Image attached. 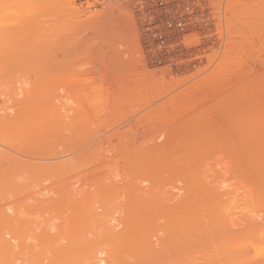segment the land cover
<instances>
[{
    "label": "rangeland",
    "instance_id": "1",
    "mask_svg": "<svg viewBox=\"0 0 264 264\" xmlns=\"http://www.w3.org/2000/svg\"><path fill=\"white\" fill-rule=\"evenodd\" d=\"M2 1L0 0V5L5 1L6 6H0V20L3 21H0V38L3 39V41L0 39L2 42H0L2 45L0 117L5 119L9 117L7 114L10 116L16 114L17 110H21L20 103H23V109L27 108L24 109L25 111L29 109V112H33L30 114L34 115L28 116L31 117L30 119L42 113L40 116L37 115L36 120H30L23 114L25 112L22 109L19 112L24 115L22 121L15 128L11 126L13 129L9 127L7 129L10 125L4 123L3 126H6L3 128L0 123L1 128L4 129L2 131H7L8 134L4 132L7 136L5 138L0 130L4 135L0 134V151L4 155L9 154L8 156L20 158L24 162L37 163L39 167L31 169L27 168V165V167L11 165L12 160L1 165L5 169L6 164L9 163L7 167L12 170L9 168L8 170L7 167L6 172L0 170L2 173L0 226L5 225L3 229L0 227L2 231L0 235L1 233L4 237L8 235V240L11 239L10 237L18 236L16 242L19 239L22 241L23 238L26 246L23 244L22 250L18 247L19 252L17 248L15 249L18 257L24 259L23 263L38 264L41 261L35 258L37 262H34L30 257L31 250L33 256L36 254L38 256L39 243L55 237L70 238L72 232L78 229L75 227L77 224L80 226L79 230L83 228L84 231H86L85 227L92 226L90 235L89 228L87 234L85 232L81 234H85V237L87 235L90 238L93 235L96 237L99 231L97 229L105 224L112 225L113 217L117 218L121 215L120 218H124L126 209L137 206L133 201L140 198L143 201L141 203L139 199L141 204H147L144 199L148 197L152 203V197L155 195L153 200L157 199V201L162 196L163 209L164 206H168V209L174 206L172 209H175L174 201H177L176 209L187 208L186 210L191 209L198 213L199 219L201 218L200 229L196 230V238H192L195 240V245L191 240L193 249L199 245L201 247L202 243L206 245L209 240L201 233L204 226L207 225L212 229L211 226H217L219 220L223 218L226 223L218 228L221 231H215L214 234L213 231L207 230L208 237L218 235L222 239L234 242L236 249L240 250H236L237 253L240 252L236 254L237 258L244 255L245 259L241 258L245 264H264V0H32L33 6L29 4L31 2H26L29 5L27 9L41 12L40 15L39 12L35 13L37 18L46 17L48 20V17L52 16L54 18L50 20H54L57 15V20H54L55 26H52L56 29L51 33L52 35L62 29V32L52 36L51 40L45 38L48 39L47 43L43 42L45 47L42 44L44 51L42 53L44 58L46 56V60L48 57L52 60L51 55L57 58L52 60L56 61V64L50 62V59L46 61H49L46 65L41 63L45 66L39 63L40 57L37 59L40 61L36 62L33 53L22 51V54L20 51L14 54L13 46L18 40L22 39L24 43L26 36L28 40L29 35L33 38L36 36L35 31L38 32L35 24H31L36 28L35 30L30 25L21 24L23 26L21 29L20 24L17 25L19 19L23 17L20 16L22 14L19 13L20 10L27 11L26 0ZM21 1L23 6H20ZM52 8H55V11ZM60 8L62 12L71 8H78V11L74 9L72 12L71 9L67 12L69 13L67 17L70 18L68 22L66 16L61 19L63 15ZM81 9L87 13L82 16L85 20L79 17ZM43 12L46 13L45 16ZM49 12H54V15ZM72 13L74 18L71 17ZM41 15L42 17H39ZM65 18L67 23L59 25L58 29L57 24L64 22ZM77 18L82 19L83 24L81 21L78 22ZM179 19L185 22L184 32H165L168 29V21ZM72 22L74 24H69ZM64 27H67L66 30ZM19 33L22 35L20 36ZM11 35L12 37L15 35L14 38H10ZM64 36L66 37L63 38ZM8 37L12 39L13 44ZM68 41L69 43H66ZM9 42L11 47L9 46L10 49L7 51ZM61 42L62 45H59L58 43ZM71 43L73 45L69 48ZM62 50L65 52H61ZM72 52L75 56L71 60ZM57 53L61 54L58 56ZM66 54L68 59L67 56L65 57ZM60 55L71 62L66 61L68 64L65 63L64 67V59L62 56L60 58ZM33 60L36 62L35 65ZM7 62L10 66L6 64ZM47 65L49 67L52 65L54 69L58 67L57 72L56 70L53 72L51 67L50 70L54 73L52 75ZM8 67L10 73L15 67L14 72H16L12 70L11 73L13 77L8 74ZM63 67L69 71L68 75L63 74L66 73ZM27 68L31 70H25ZM36 68H39L38 73H41L38 79L32 76ZM59 68L64 69L62 70L64 72L62 73ZM41 69L44 71L41 72ZM28 71H32L33 74L30 72V75ZM49 71L51 75L48 74ZM77 73L80 76L75 75ZM28 75L32 76V79L28 78ZM56 75L57 79H55ZM5 79L10 83L5 82ZM37 80H44V85L48 82L45 91L42 81L40 83ZM30 81L35 82L32 83L34 88L29 85ZM23 88L28 94L24 93ZM36 90L40 92L37 91V95L33 93ZM23 95H27V99ZM37 101L39 103L43 101L41 105L42 108L44 106L43 109L52 110L48 112L51 117L49 114H44L47 111L43 109L44 112L41 111ZM25 102L27 106L29 103L37 102L38 105L37 103L36 106L31 105V108L36 107L35 111H31L30 105L28 108ZM21 114L17 117L20 118ZM42 116L47 118V122ZM35 121L36 124L40 122L39 126V123L36 125L37 129L41 126L38 130L33 125ZM20 124L22 129L19 127ZM30 124L36 130L29 131L32 136L27 131L29 127L31 128ZM24 125L28 128L26 129ZM24 131L28 136L30 134L32 141ZM12 138L18 142L14 143L16 141L13 142ZM25 142L32 146L24 147ZM52 143L53 150L50 147ZM34 145L38 148L37 153ZM48 152L52 155L53 152H59L61 155L58 153L57 156L54 155L57 158L52 159L49 158ZM62 152H67L63 153L65 157ZM45 154L49 156L46 158ZM72 157H75L77 164L70 160L72 164L68 165V162H65L68 166L64 169L66 166L61 163L62 159L69 161L68 159ZM54 163H57L58 169H55V166L53 168ZM58 163L64 166L62 168L60 165L62 171ZM22 168L25 169L23 173ZM54 169L63 173L57 171L56 174ZM144 190L147 193L143 192ZM136 193L142 195V198L137 196L136 200H129L131 199L129 194L133 199ZM126 194L129 196L128 203L124 196L122 197ZM128 196L126 195V198ZM159 196L160 198H156ZM168 197H171L168 201L170 206L165 204L167 203L165 199ZM178 199L185 202L187 199V202L182 200L178 202ZM150 202L148 208H151V211L154 204L161 207V202H154L153 206ZM141 206L139 204V208ZM159 206L154 207L158 212ZM82 208L87 209L86 212ZM115 209L120 212H116ZM163 209H160L158 214H162ZM154 212L157 215V210L154 209ZM81 213L91 216L86 215V219L83 215L82 218ZM9 215H15L16 218L15 216L13 218L16 220H11L13 218ZM155 215L152 212L153 220H148L153 224H160L162 220L157 221L158 217ZM79 218L82 219V223H77ZM70 222L71 224L73 222L74 226ZM12 223L16 225L12 227ZM65 227L70 229L67 231L69 236L66 234L68 237L65 235ZM93 227L97 229L94 230ZM10 230L14 234L8 232ZM15 232L19 233L15 234ZM154 239L157 240V237H153ZM12 240L15 244V240ZM28 247L31 249L29 252ZM204 247L202 245L201 248L204 252L195 256L199 257L205 253L203 256L207 257ZM44 263L41 261L39 264Z\"/></svg>",
    "mask_w": 264,
    "mask_h": 264
},
{
    "label": "bare ground",
    "instance_id": "2",
    "mask_svg": "<svg viewBox=\"0 0 264 264\" xmlns=\"http://www.w3.org/2000/svg\"><path fill=\"white\" fill-rule=\"evenodd\" d=\"M2 1V0H1ZM4 1V0H3ZM2 1V2H3ZM6 1H8L9 2V0H6ZM11 1H13V0H11ZM20 1V0H19ZM19 1H17V2H19ZM24 1V0H23ZM53 1V0H52ZM56 1V0H55ZM14 2V1H13ZM26 2H31V3H29L30 5H32V0H30V1H25V3ZM49 2V1H48ZM5 3V1L3 2V4L2 5H0V6H3V5H5L4 4ZM21 3H22V1H21ZM41 3H43V2H41ZM0 4H1V2H0ZM8 4V3H7ZM44 4V3H43ZM50 4V3H49ZM18 5H20V4H18ZM26 5H27V3H26ZM51 5V4H50ZM53 5V4H52ZM82 5V4H81ZM6 6V5H5ZM20 6H23V3H22V5H20ZM25 6V5H24ZM33 6V5H32ZM42 6V5H41ZM46 6V5H45ZM27 7L29 8V5H27L26 6V9H27ZM50 7V6H49ZM52 7H54V6H52ZM69 7V6H68ZM73 7V6H72ZM8 8V7H7ZM10 8V7H9ZM64 8V7H63ZM25 9V8H24ZM43 9H45V7L43 6ZM53 9V8H52ZM55 9V8H54ZM53 9V11H55ZM61 9V14L63 15L62 17L63 18H61V19H64V17L66 16H68L69 15V13H67L68 11H70V10H66L65 9V11H63L62 12V8H60ZM74 9H76V8H74ZM74 9H72V12H73V10ZM5 10V9H4ZM7 10V9H6ZM19 10V9H18ZM29 10V11H28ZM32 10L33 9H31V11H30V9H27V11H25V10H23V11H21L20 10V12L19 13H21L22 12V14L20 15V16H23L22 18H20L19 20L22 22V23H20V21L19 20H17V21H19V22H17V25H19L20 24V26H21V24L23 25H30V26H32L33 27V25H31V24H35L36 25V28H37V30H38V32H36L35 31V34H36V36H34L33 38H31V36L29 35L28 37V40H27V36H26V42H24L23 43V41H22V39L21 40H18L17 42L16 41H14V42H16V44H14V46H13V49H14V54H15V52H17L16 54H18L20 51L22 52H24V53H26V51L27 52H30V53H33L34 54V56H33V58H36V60L40 57V60H41V62H39L38 60L36 61V62H39L40 64L41 63H45V65L49 62H46L47 60H49L50 58L48 57V59L46 60V56H45V58L43 57L44 56V53H42V51H43V45H44V47H45V44L44 43H47L46 42V40L48 41V39H45V38H49V40H51L50 38L52 37V36H55V35H59L60 34V32H62V29H60L61 31L60 32H55L54 33V35H52L51 33H53V30H55L56 28H53L54 26H55V22L56 21H54L55 19L57 20V15H56V17H55V19L54 20H50L51 18H54V17H52L51 16V18H49L48 17V20H47V18L45 17V18H43L42 17V15L41 16H39V17H42V18H37V15L36 14H38L37 12H39V11H36L35 12V10H33V12H32ZM47 10V9H46ZM50 10V9H49ZM76 11H78V8L76 9ZM76 11H74V14L76 13ZM18 13V14H19ZM36 13V14H35ZM40 13L41 12H39V15H40ZM44 13V12H43ZM51 12H49V14H50ZM57 13V12H56ZM63 13H65V14H67V15H65V14H63ZM78 13V12H77ZM26 14V15H25ZM49 14L47 15V16H49ZM54 15V12L53 13H51V15ZM71 14V13H70ZM85 14H87L83 9H81L80 11H79V17H82V16H85ZM46 15V13H44V16ZM74 15H73V13H72V16L71 17H73ZM19 17V16H18ZM75 17V16H74ZM73 17V18H74ZM77 17V16H76ZM68 18V19H67ZM67 18H65V20L67 19L68 20V22H69V17H67ZM72 18V19H73ZM83 18V17H82ZM86 18V17H85ZM71 19V20H72ZM78 19V22L79 21H83L82 19L80 20V18H77ZM84 19V18H83ZM47 20V21H46ZM65 20H64V22H59L58 24H57V26H58V29L60 28L59 27V25L61 26V24L63 25V23H67V20H66V22H65ZM85 20V19H84ZM0 21H2V20H0ZM61 21H63V20H61ZM74 23H75V21L74 20H72ZM3 22V21H2ZM47 22H49L50 23V25H49V23H47ZM69 23V24H74V23ZM84 22V21H83ZM83 22H82V24H83ZM47 23V25H49V26H47V25H45ZM51 23H53V24H51ZM5 25V24H4ZM34 25V26H35ZM65 25V24H64ZM68 25V24H67ZM76 25H77V23H76ZM85 25V24H84ZM47 26V27H46ZM53 26V27H52ZM56 26V27H57ZM68 26H71V25H68ZM17 28V30H18V26H16ZM23 26H21V27H19L20 29L22 28ZM25 27V26H24ZM72 27V26H71ZM75 27V26H74ZM83 27V26H82ZM35 27H33V29H34ZM35 28V29H36ZM40 28V29H39ZM63 28V27H62ZM65 28H67V27H64V30H66ZM68 28H70V27H68ZM2 29V28H1ZM23 29H26V28H23ZM34 29V30H35ZM79 29H81V26L79 25ZM63 30V31H64ZM75 30H77L78 31V29H75ZM74 30V31H75ZM16 31V30H15ZM14 31V32H15ZM29 31H31V30H29ZM66 32V31H65ZM73 32V31H72ZM81 32V31H80ZM70 33V32H69ZM18 34V33H17ZM34 34V33H33ZM63 34V33H62ZM61 34V35H62ZM72 34V33H71ZM75 34V33H74ZM80 34V33H79ZM19 35L21 36L22 35V33L20 34L19 33ZM28 35V34H27ZM49 35V36H48ZM51 35V36H50ZM10 36V35H9ZM14 36L15 35H13V37H12V35H11V37L10 38H14ZM25 36V35H24ZM33 36V35H32ZM63 36V35H62ZM61 36V37H62ZM81 36V35H80ZM18 37V36H17ZM60 37V38H61ZM66 36H64L63 38H65ZM75 36H73V38H74ZM9 38V37H8ZM10 38H9V40H10ZM57 38V37H56ZM56 38H54V40H56ZM59 38V37H58ZM57 38V39H58ZM70 38H72V37H70ZM77 38H78V35H77ZM1 39V38H0ZM80 39V38H79ZM12 40V39H11ZM10 40V42L12 43V41ZM24 40V39H23ZM1 41H3V39H1ZM0 41V42H1ZM28 41V42H27ZM78 41V40H77ZM7 42V41H6ZM10 42L8 43L9 45H8V47H7V51L10 49ZM44 42V43H43ZM71 42V41H70ZM2 43V42H1ZM62 43L63 42H61V43H58L59 45L61 44L62 45ZM66 43H69V41L68 42H66ZM77 43V42H76ZM6 44V43H5ZM13 44V43H12ZM43 44V45H42ZM50 44H51V41H50ZM49 44V45H50ZM54 44V43H53ZM79 44V43H78ZM1 45V44H0ZM69 45V44H68ZM71 45H73V43H71L70 44V46H69V48L71 47ZM10 46V47H9ZM47 46V45H46ZM56 46V45H55ZM58 46V45H57ZM78 46V45H77ZM2 47V45L0 46V48ZM49 47H51V46H49ZM75 47V46H74ZM80 47H81V45H80ZM5 48V47H4ZM45 49V48H44ZM56 49H58V48H56ZM74 49V48H73ZM47 50V49H46ZM59 50V49H58ZM75 50H76V47H75ZM6 51V52H7ZM49 51V50H48ZM66 51H67V49H66ZM73 51V50H72ZM77 51V50H76ZM3 52H5V51H3ZM2 52V53H3ZM10 52V51H9ZM8 52V53H9ZM23 52H22V54H23ZM44 52V51H43ZM51 52V51H50ZM49 52V53H50ZM54 52V51H53ZM52 52V53H53ZM61 52H65V50H62ZM13 53V52H12ZM48 53V54H49ZM51 53V54H52ZM5 54V53H4ZM47 54V55H48ZM58 54V56H59V54H61V53H57ZM73 54V52L71 53V55ZM25 55H27V54H25ZM31 55V54H30ZM41 55V56H40ZM50 55V54H49ZM48 55V56H49ZM54 55H55V52H54ZM63 56H64V53L62 54ZM62 55H60V58H61V56ZM77 55V54H76ZM2 56H4V55H2ZM6 56V55H5ZM12 56V55H11ZM14 56V55H13ZM21 55H19V57H20ZM63 56H62V58H63ZM67 56V54L65 55V57ZM68 56H70L69 55V53H68ZM68 56L66 57L67 59H68ZM73 56H75V55H72V56H70V58H71V60H72V58H73ZM15 57V56H14ZM18 57V58H19ZM30 57V56H29ZM41 57H43V59L41 58ZM50 57H53V59L52 60H54V59H57L56 57L54 58V56L53 55H51ZM64 57V58H65ZM9 58H10V56H9ZM25 58H27V56H25ZM63 58V59H64ZM13 59V58H12ZM15 59V58H14ZM22 59H24V56H22ZM44 59H45V62H43L44 61ZM15 60H17V59H15ZM28 60H29V58H28ZM51 59H50V62L52 61ZM71 60H66V59H64V63H63V61L61 62V63H63L64 64V67H65V63H67L66 61H68V62H71ZM26 61V60H25ZM24 61V62H25ZM32 61V60H31ZM27 62V61H26ZM33 62H34V65H35V60H33ZM52 62H54V61H52ZM56 62V61H55ZM54 62V63H55ZM58 62H59V59H58ZM15 63V62H14ZM6 64H8L9 65V62H7ZM18 64H19V62H18ZM22 64V63H21ZM27 64V63H26ZM30 64H32V62L30 63ZM49 64H52V63H49ZM56 64V63H55ZM54 64V65H55ZM62 64V65H63ZM68 64V63H67ZM16 65V64H15ZM20 65V64H19ZM41 65H44V64H41ZM44 65V66H45ZM58 65V64H57ZM10 66V65H9ZM21 66V65H20ZM23 66V65H22ZM33 65H31V67H32ZM37 66H38V64H37ZM48 66V65H47ZM61 66V65H60ZM6 67V66H5ZM39 67V66H38ZM51 67H52V65H51ZM51 67H49L48 66V68H49V70H50V68ZM56 67V66H55ZM58 67H59V65H58ZM58 67H56V69H54L53 67V69H51L53 72H54V70H56V72H57V68ZM63 67V68H64ZM2 68V67H1ZM7 68V67H6ZM6 68H5V70H6ZM9 68V67H8ZM17 68V67H16ZM22 68V67H21ZM26 68V67H25ZM40 68V67H39ZM39 68H36L37 70L34 72L33 71V73H32V71H30L31 72V74H33L32 76L33 77H35L36 79H38V76H40V74L41 73H38L39 71H38V69ZM41 68H43V67H41ZM62 68V67H61ZM144 68V67H143ZM14 69H15V67L12 69L13 70V72H14ZM30 68H27V69H25V70H29ZM47 69V68H46ZM60 69V68H59ZM64 69H66V68H64ZM64 69H62V70H64ZM12 70H11V73H12ZM21 70V69H20ZM22 70H23V68H22ZM31 70V69H30ZM33 70V69H32ZM50 70V71H51ZM61 70V69H60ZM61 70V72L63 73L64 71H62ZM10 68H9V70H7V72H8V74H10V76L12 75L10 72ZM42 71H44V69L42 70L41 69V72ZM50 71H49V75H51L52 73H50ZM72 71V70H71ZM16 72V71H15ZM14 72V73H15ZM20 72V71H19ZM18 72V73H19ZM24 72V71H23ZM29 72V71H28ZM27 72V73H28ZM30 72H29V74H30ZM38 74H37V73ZM48 72V71H47ZM67 72H69V71H67V69H66V73H63L64 75L66 74V75H68V73ZM92 71H90V73H91ZM26 73V74H27ZM45 73H46V71H45ZM74 73V72H73ZM72 73V74H73ZM261 73V72H260ZM2 74V73H1ZM20 74V73H19ZM30 74V75H31ZM43 74V73H42ZM57 74V73H56ZM63 74H62V76H63ZM79 73H77V74H75V75H78ZM89 74V73H88ZM5 75H7L6 74V72H5ZM4 75V76H5ZM20 75H22V74H20ZM30 75H28L29 77L28 78H31L32 79V76L30 77ZM52 75H54V73L52 74ZM70 75V74H69ZM46 76H48V75H46ZM73 76V75H72ZM78 76H80V74L78 75ZM3 77V76H2ZM1 77V78H2ZM6 77V76H5ZM4 77V78H5ZM12 77H13V75H12ZM14 77H15V75H14ZM22 77V76H21ZM41 77H42V75H41ZM41 77H40V79H41ZM52 77V76H51ZM64 77V76H63ZM6 78H8V77H6ZM19 78V77H18ZM24 78V77H23ZM26 78V77H25ZM45 77H43V79H44ZM48 78H50V76L48 77ZM54 78H55V76H54ZM75 78V77H74ZM36 79H34L35 81H36ZM55 79H57V75H56V78ZM54 79V80H55ZM61 79H62V77H61ZM12 80V79H11ZM23 80H25V79H23ZM2 81V80H1ZM9 81V80H8ZM28 81H29V79H28ZM37 81H40V80H37ZM42 81V80H41ZM41 81H40V83H41ZM49 82H51L50 80H48ZM5 82H7L6 81V79H5ZM20 82H22L21 80H20ZM19 82V83H20ZM34 82V81H33ZM32 82V83H33ZM44 82V80L42 81V83ZM4 83V82H3ZM7 83H10V82H7ZM23 83V82H22ZM30 83H31V81H30ZM32 83L31 84H29V85H31L32 86ZM35 83V82H34ZM40 83H39V85H40ZM45 83H46V81H45ZM48 83V82H47ZM46 83V84H47ZM16 84V83H15ZM27 84V83H26ZM38 84V83H37ZM36 84V86L35 87H37L38 85ZM45 84V85H46ZM2 85V84H1ZM4 85H7V84H4ZM11 85V84H10ZM44 85V83H43V88H45V89H43L44 91L46 90V86ZM24 86V85H23ZM42 85H40V87H41ZM33 87V86H32ZM10 88H11V86H10ZM34 88V87H33ZM17 89V88H16ZM24 89V91H25V88H23ZM22 89V90H23ZM27 89H29V88H27ZM36 89H38V88H36ZM34 89H32V91H33ZM43 90L41 89L40 91H42V93H43ZM18 91V90H17ZM37 91L38 90H36V92H33V93H37ZM22 92V91H21ZM27 91H25L24 93L25 94H28V93H26ZM39 92V91H38ZM47 92V91H46ZM45 92V93H46ZM13 93V92H12ZM16 93V92H15ZM18 93V92H17ZM40 93V92H39ZM45 93H44V95H45ZM48 93V92H47ZM35 94H34V96H35ZM37 95V94H36ZM23 96H25V95H23ZM29 96V95H28ZM41 96V95H40ZM45 96H47V94L45 95ZM26 97V99H27V95L25 96ZM25 97H23V98H25ZM43 97V96H42ZM22 98V97H21ZM32 98V97H31ZM30 98V99H31ZM16 99V98H15ZM19 99V98H18ZM25 99V100H26ZM35 99H36V97H35ZM34 99V100H35ZM42 99V98H41ZM45 99V98H44ZM33 100V99H32ZM33 100V101H34ZM30 101V100H29ZM36 101V100H35ZM39 101V100H38ZM37 101V102H38ZM44 101V100H43ZM42 101V102H43ZM19 102V101H18ZM20 102H22V101H20ZM36 102V103H37ZM40 102V101H39ZM38 102V103H39ZM42 102L41 103H39V106L41 107V105H42ZM14 103V102H13ZM16 103H17V101H16ZM26 103V106H27V102H25ZM35 102H32L31 104L29 103L28 104V106L31 108V105H35L36 104ZM38 103L36 104V105H38ZM23 103H20V107H19V109L21 108V110L23 109L22 108V106H24V105H22ZM35 105V106H36ZM5 106H7V108L9 107L8 105H6V103H5ZM17 106H18V104H17ZM27 106V107H28ZM28 107V108H29ZM39 107V108H40ZM48 107H51V106H49L48 105ZM18 108V107H17ZM17 108H15V109H17ZM34 108H36V107H34ZM34 108H31V111H35L34 110ZM43 108H44V106H43ZM42 107H41V111H42V109H43ZM55 108V107H54ZM9 109V108H8ZM24 109H26L27 110V108H24ZM22 110V111H24L25 113L26 112H28L27 114H25V113H23L26 117H28V116H31V115H34V114H30V113H33V112H29L30 110L28 109V111H25V110ZM33 109V110H32ZM37 109H38V106H37ZM36 109V110H37ZM5 110V109H4ZM21 110H15L17 113L16 114H13V115H11L12 117H15V118H12L11 116H10V114H7V116L9 115V117H7V118H1L0 117V123L2 124H0L3 128H5V126H3L4 124H7V125H10V126H7V129H8V127L10 128V129H13V127L11 128V126H14V128L16 127V125H18L19 123H20V121H22V119L21 118H23V116H22V114L21 113H19ZM40 110V109H39ZM38 110V111H39ZM43 110H45V109H43ZM50 110V109H49ZM49 110L47 109V110H45V111H47V112H45L44 114L45 115H48L49 113ZM59 110V109H58ZM6 111V110H5ZM4 111V112H5ZM11 111V110H10ZM50 111H52V110H50ZM42 112H44V111H42ZM7 113V112H6ZM37 113V112H36ZM47 113V114H46ZM52 113V112H51ZM61 113V112H60ZM18 114V115H17ZM21 114V117L19 118V117H17V116H19ZM40 114H42L41 112H40ZM40 114L38 115V116H40ZM54 114V113H53ZM14 115H16V116H14ZM37 115L35 116V118H32V119H30L29 117V119L30 120H33V119H35L36 120V118H37ZM50 115V114H49ZM58 115V114H57ZM63 115V114H62ZM33 117V116H32ZM50 117H51V115H50ZM17 118V119H16ZM28 118H26L27 120H28ZM39 118H41V117H39ZM42 118H43V116H42ZM63 118H64V116H63ZM20 119V120H19ZM46 120L47 118L45 117V118H43V120ZM53 119V118H52ZM54 119H56L55 117H54ZM19 120V121H18ZM25 120V118L23 119V121ZM37 120H39V119H37ZM42 120V119H41ZM44 120V121H45ZM29 121V120H28ZM58 121H59V119H58ZM63 121V120H62ZM15 122H17V123H15ZM46 122H47V120H46ZM45 122V123H46ZM50 122V121H49ZM54 122H56V121H54ZM4 123V124H3ZM14 123V125H12ZM24 123V122H23ZM31 123H33L32 121H31ZM39 123V124H38ZM25 124V123H24ZM27 124V123H26ZM37 124H38V126L40 125V122H37ZM36 121H35V123L33 124L34 126H35V129L36 130H38L37 129V127H36ZM47 124V123H46ZM54 124V123H53ZM21 125V124H20ZM32 124H30V126H31ZM48 125V124H47ZM52 125V124H51ZM1 126H0V130L2 131V130H4V129H2L1 128ZM43 126H45L44 125V123H43ZM55 126V125H54ZM20 127V129H22V125L21 126H19ZM24 127H25V125H24ZM46 127V126H45ZM60 127V126H59ZM62 124H61V129H62ZM26 128V127H25ZM27 128H28V126H27ZM26 128V129H27ZM47 128V127H46ZM29 129V130H28ZM27 129V131L29 132V131H31L32 129L34 130V131H36L34 128H33V126H31V128L29 127ZM45 129V128H44ZM52 129V128H51ZM56 129H57V127H56ZM66 130V129H65ZM34 131H32V132H34ZM41 131H42V129H41ZM59 131V130H58ZM61 131V130H60ZM3 132V134H4V132H5V134H6V132L7 131H2ZM25 133H26V136H28L27 135V132L26 131H24ZM39 132V131H38ZM44 132V131H43ZM43 132H41L42 134H43ZM24 133V134H25ZM30 134H31V132H29ZM28 133V134H29ZM34 133H36V132H34ZM47 133V132H46ZM0 134H2L1 132H0ZM2 134V136H4ZM30 134H29V136H30ZM6 135H8V134H6ZM5 135V136H6ZM44 135H45V133H44ZM25 136V135H24ZM23 136V137H24ZM28 136V138L30 139V141H32L31 139H33V138H31V137H29ZM31 136H32V134H31ZM43 136V135H42ZM116 136V135H115ZM37 137V136H36ZM36 137H34L35 139H36ZM5 138H7V136L5 137ZM5 138H3V139H5ZM28 138H26L25 137V139H28ZM118 138H119V136H118ZM117 138V139H118ZM34 139V140H35ZM11 140V139H10ZM1 141H2V137H1ZM12 141L14 142V141H16L15 139L13 140V138H12ZM23 141V140H22ZM26 141V140H25ZM29 141V140H28ZM11 142V141H10ZM18 141H16V142H14V143H17ZM21 142V141H20ZM12 143V142H11ZM13 143V144H14ZM26 143V142H25ZM28 143V142H27ZM26 143V144H27ZM26 144H24V147H28V145H31V144H27V146H26ZM34 144V143H33ZM37 145H38V143H37ZM49 145V144H48ZM52 146H50L51 148L53 147V143L51 144ZM55 145V144H54ZM32 146V145H31ZM37 146L36 145H34V148H35V152L37 153V151L36 150H38V148H36ZM19 147H17V149H18ZM29 148H31L30 146H29ZM49 148V147H48ZM54 148H52V150H53ZM93 149V148H92ZM5 150V149H4ZM25 150V149H24ZM24 150H22V151H24ZM50 150V149H49ZM21 151V150H20ZM26 151H28L27 149H26ZM33 151V150H32ZM47 151V150H46ZM55 151V150H54ZM1 153H0V166L3 164V163H5V162H11L12 160H13V162H11V165H17V166H26L27 168H34L35 169V167H38V164L37 163H34V162H29V161H27V162H24V161H21V159L19 160L18 158H15L14 156V158H12V156H8V155H4L3 154V152L2 151H0ZM18 152V151H17ZM28 152H30V150L28 151ZM34 152V151H33ZM33 152H32V154H33ZM27 153V152H26ZM47 153V152H46ZM58 153L59 152H57V153H54L53 152V155H52V153L50 154L49 152H48V154H50V156H49V158H52V159H55V158H57L56 156L58 155ZM63 153L65 154V153H67V152H62V155H63ZM24 154H25V151H24ZM23 154V155H24ZM31 154V153H30ZM60 155H61V153H59ZM34 155V154H33ZM54 155H56V156H54ZM59 155V156H60ZM71 155V154H70ZM30 156V155H29ZM29 156H27V158H29ZM36 156V155H35ZM45 156H46V158L48 157L46 154H45ZM54 156V157H53ZM64 156V155H63ZM68 156V155H67ZM62 157V156H61ZM65 157V156H64ZM77 159H78V157H77V155L75 156ZM75 157H72L71 159H68L69 161H63V159H62V164H65L64 166H66V167H64L63 165H61V167L63 166L64 167V169H66L67 168V166L68 165H71L72 163L70 162V160L72 161V162H76L75 161ZM32 158V157H31ZM37 158V157H36ZM35 158V159H36ZM129 158V157H128ZM34 160V159H33ZM129 160V159H128ZM37 161V160H36ZM39 161V160H38ZM58 162H60V161H58ZM65 162H68L67 164L65 163ZM193 162V161H192ZM195 162V161H194ZM13 163V164H12ZM71 163V164H70ZM73 163V164H74ZM77 163H75V165H76ZM134 164V163H133ZM136 164H137V162H136ZM142 164H143V162H142ZM141 164V165H142ZM52 165V164H51ZM50 165V166H51ZM56 165H57V163L55 164L54 163V165H52L53 166V168H54V166H55V169H58L57 167H56ZM58 165H59V163H58ZM60 165H59V168L61 169V167H60ZM3 166V165H2ZM1 166V167H2ZM7 166H9V163H7L6 164V166H5V169H4V167H2V169H0V170H2V172L4 171V172H6V170L9 168V167H7ZM52 166H51V168H52ZM128 166H129V164H128ZM0 167V168H1ZM6 167H7V169H6ZM11 167V166H10ZM25 167V168H26ZM62 167V168H63ZM74 167V166H73ZM133 167H134V165H133ZM13 168V167H12ZM27 168H26V171H27ZM39 168V167H38ZM53 168H52V170H53ZM10 170H12L11 168H9ZM8 169V170H9ZM54 169V170H55ZM59 169V170H60ZM68 169H70L69 167H68ZM23 170H25L24 168H22V173H23ZM39 171H40V169H38ZM19 171H21L20 169H19ZM32 171V170H31ZM37 171V170H36ZM58 171V170H57ZM56 170H55V173L57 172ZM60 171H62V169L60 170ZM60 171H58V173H63V172H60ZM66 171V170H65ZM69 171V170H68ZM9 173L11 172V171H8ZM12 173V172H11ZM10 173V174H11ZM26 173V172H25ZM32 173V172H31ZM35 173V172H34ZM33 173V174H34ZM58 173H56V174H58ZM2 173H1V171H0V175H1ZM4 174V173H3ZM4 175H6V173L4 174ZM32 175V174H31ZM2 176V175H1ZM8 176V175H7ZM16 177H17V175H15ZM1 178V177H0ZM9 178V177H8ZM2 180V179H1ZM7 180V179H6ZM8 181V180H7ZM10 181V180H9ZM8 181V182H9ZM2 182V181H1ZM8 182H6V184L8 183ZM14 184V183H13ZM4 186H6V185H4ZM2 189V188H1ZM109 190V189H108ZM109 191H111V190H109ZM126 191H128V189L126 190ZM132 191H134V190H132ZM141 191V190H140ZM115 191H112V193H114ZM137 192V191H136ZM143 192H145V193H147L145 190L143 191ZM134 193H135V191H134ZM149 193V192H148ZM111 194V193H110ZM109 194V195H110ZM116 194V193H115ZM114 194V195H115ZM132 194V193H131ZM131 194H129V196H130V198L131 199H129V200H136V197L137 196H142V195H140L141 194V192H140V194L138 195V193H136V194H134V198L132 199V195ZM112 196H113V194H111ZM127 196H128V194H126ZM126 195H122V197L123 198H125V201L127 200V203L129 202V200H128V198H129V196L126 198ZM136 195V196H135ZM158 195V194H157ZM156 195V196H157ZM146 196H148V195H146ZM155 195H153V197H154ZM110 197V196H109ZM108 197V198H109ZM144 197V196H143ZM153 197H152V203H160V205H161V207L157 204H154V207H156V208H158L157 206H159L160 208H159V212H160V209H163L162 207V205H163V198H162V196H161V198H160V196L159 197H156V198H160V200H158L157 201V199L156 198H154V199H156V200H153ZM138 198V197H137ZM142 198V197H141ZM164 198H165V196H164ZM169 198L171 199V197H168V198H166L165 199V202H167V203H165V204H169L168 203V201H169ZM110 199V198H109ZM116 199V198H115ZM140 199V198H139ZM139 199H137L136 201H133V202H136L137 203V206L136 205H134L132 202H130L131 204H133L134 205V207L133 208H129V209H126V205L124 206V208L126 209H124L125 211V214H124V212H122L123 211V209H121V214L123 213L125 216H124V218H120L121 217V215H119L120 217H113V219H111V221H112V223H111V221H108V222H106L107 220L106 219H103L101 216H99V217H101L103 220H106L105 222L106 223H108L109 224V222L112 224V225H107V224H105V226L101 223V226L103 225V227H101V228H99V229H97V230H99V231H97L98 233H97V235H95L96 237H94V235H93V237H88V235H87V237H85V234H87L86 232H88L89 230H90V227H92V226H90V227H88L89 228V230L87 231V229L88 228H86L85 227V229H86V231H84V230H79L80 229V226H78L79 224H77L78 222H81L82 221V219H78L79 221H77V226L75 225V227H78V229L76 228V230L74 229V227H73V229L75 230V231H70V232H72L71 234L73 235H71V237L69 238L68 236V233H67V231H69L70 229H68L69 228V226L71 227V225L73 224V222H72V224H71V222H70V224L71 225H69V223H67L69 226H68V230L66 229V227H65V230H66V233H65V235H66V237H68V238H66V239H64V238H51V239H49V240H46V241H43V242H41V243H39V246H40V251H39V253H38V256H37V254L35 255V256H33L32 255V250L31 249H29V247H28V252L31 250V252H30V257H31V260H34V262H37V261H39V259L42 261V262H45L46 264H241V263H244V260H243V258H241V257H244V255H241V257H238L237 258V255L236 254H239V253H237V251L239 250V249H236V247L234 246V242H232V241H230V240H225V239H222V238H220L218 235H209V237H208V232H207V230H211V231H213L214 232V234L216 233L215 231H221L220 229H218L220 226H222L221 224H223V226L225 225V220L222 218V220H219V224L217 225V226H211V228L212 229H209L208 228V226L207 225H205L204 226V229L202 230V234H205L206 236H207V238L209 239V240H207V243H206V245H204L205 243H202L201 244V247H200V245H199V247H196L195 249H193V247H192V244H194L195 242V240H193L192 238L194 237V238H196V235H195V233H196V230H199L200 229V223H199V221H201V218L199 219V216H198V213L196 212V211H194V210H191V211H193V212H191L190 210H186L187 208H184L183 210H182V208H177L176 209V203H177V201H174V203H175V209H172L173 207H170L171 209H168L166 206H164V209L163 210H161V212H162V214L160 213V214H158L159 212H158V209H156V208H154V207H152V211L148 208V206H149V200H148V197H146L145 199H144V201L146 200V202H147V204H141V203H143V201H142V199H140L141 200V203H140V201H139ZM149 199H151L150 197H149ZM148 200V201H147ZM162 200V201H161ZM179 200V199H178ZM180 200H182V199H180ZM178 201V202H181V201ZM173 200H171L170 202H172ZM182 201H184V200H182ZM121 202H123V201H121ZM185 202V201H184ZM186 202H187V199H186ZM185 202V203H186ZM124 203V202H123ZM127 203H125V204H127ZM140 204V206L141 205H146L147 206V209H146V206H141L140 208H139V204ZM151 203V202H150ZM150 204L151 206H153V204ZM174 203L172 202V204L174 205ZM178 204V203H177ZM184 204V203H183ZM171 204H169V206H170ZM117 206V205H116ZM129 205H127V207H128ZM131 206V205H130ZM137 208H136V207ZM179 206H180V203H179ZM183 206V205H182ZM117 208V207H116ZM165 208H166V210H165ZM82 209H84V212H86V210L87 209H85V208H82ZM154 209L155 210H157V215H155V212H154ZM168 209V210H167ZM73 209H71V211H72ZM76 210H77V208H76ZM80 210H81V208H80ZM79 211V210H78ZM115 211L117 212H120V210H117V209H115ZM82 212H83V210H82ZM83 212V213H84ZM94 212V211H93ZM102 212V211H101ZM152 212L154 213V215L155 216H157L158 217V219H157V221L159 220H162V222H160V224H153V222H151V221H149L150 219H152V217H151V215H152ZM73 213H74V211H73ZM95 213H97V212H95ZM82 214V213H81ZM99 214V213H98ZM101 214V213H100ZM108 214V213H107ZM112 214V213H111ZM122 214V215H123ZM16 215V214H15ZM14 215V216H15ZM70 215H72V213H70ZM83 215L84 214H82V218H83ZM86 215H89V214H86ZM86 215H84V218H86L87 216ZM93 215V214H92ZM102 215V214H101ZM224 215H226V214H224ZM11 218H13L14 216H11V215H9ZM18 216V215H17ZM89 216H91V215H89ZM111 216V215H110ZM115 216V215H114ZM159 216H160V219H159ZM68 217H69V215H68ZM157 217H155V219L157 218ZM209 217H211V215L209 216ZM2 218V217H1ZM4 218V217H3ZM15 218H16V216H15ZM15 218H13V219H11V220H14ZM19 218V217H18ZM18 218H17V220H18ZM89 218V217H88ZM94 218V217H93ZM153 218H154V216H153ZM215 218V217H214ZM22 219V218H21ZM87 219V218H86ZM96 219V218H95ZM110 219V218H109ZM149 219V220H148ZM154 219V220H155ZM221 219V218H220ZM16 220V219H15ZM23 220V219H22ZM77 220V219H76ZM100 220V219H99ZM153 220V219H152ZM5 221V220H4ZM7 221V220H6ZM89 221V220H88ZM87 221V222H88ZM98 221V220H97ZM221 221V222H220ZM17 222V221H16ZM19 222V221H18ZM28 222V221H27ZM76 222V221H75ZM99 222V221H98ZM101 222V221H100ZM155 222V221H154ZM223 222V223H222ZM225 222V223H224ZM15 223V222H14ZM22 223V222H21ZM23 223H25V221L23 220ZM82 223V222H81ZM80 223V224H81ZM86 223V222H85ZM158 223V222H157ZM7 224H8V222H7ZM13 224V223H12ZM28 224V223H27ZM9 225V224H8ZM8 225H6V226H8ZM16 224H13V226L12 227H14ZM18 225V224H17ZM100 225V224H99ZM72 226H74V225H72ZM86 226V225H85ZM0 227H2V226H0ZM10 227H11V225H10ZM50 227V226H49ZM99 227V226H98ZM199 227V228H198ZM3 228H5V225H4V227H2V229ZM9 228V227H8ZM16 228V227H15ZM18 228V227H17ZM16 228V229H17ZM23 228H25V227H23ZM72 228V227H71ZM95 227H93V229H94ZM10 229V228H9ZM15 229V230H16ZM96 229H94V230H96ZM102 229V230H101ZM7 230V229H6ZM17 230H19V229H17ZM25 230V229H24ZM48 230V229H47ZM26 231H28L27 229H26ZM26 231H25V233H26ZM42 231H43V229H42ZM45 231V230H44ZM51 231V230H50ZM0 232H2V231H0ZM8 232H11V233H13L11 230L10 231H8ZM7 232V233H8ZM46 232V231H45ZM52 232V231H51ZM69 232V233H70ZM83 232H85V234H81V233H83ZM95 232V231H94ZM11 233H9V235H11ZM17 233H19V232H17ZM16 232H15V234H17ZM24 233V234H25ZM52 233H54V232H52ZM51 233V234H52ZM90 233H91V230L89 231V235H90ZM93 233V232H92ZM96 233V232H95ZM95 233H93V234H95ZM14 234V233H13ZM5 235H7V234H5ZM26 235V234H25ZM48 235H49V233H48ZM84 237H83V236ZM1 237H0V264H25V263H23V262H25V261H22V260H24L23 258H19L18 257V255H17V252H16V248L18 249V247H19V249H21V248H24V247H21L23 244V246H26V242H24L23 241V238H22V241H21V239H19V241H17L16 242V240L15 239H17L18 238V236H16L15 238H13V237H10L11 239H14L15 240V244H14V241L12 242L11 241V239L10 240H8V235H7V237H4V235H2V233H1V235H0ZM3 236V237H2ZM23 236V235H22ZM64 236V235H63ZM32 237H33V235H32ZM153 237L155 238V237H157V240L156 239H154L153 240ZM2 238H4V239H2ZM26 238V237H25ZM35 238H37V236L35 237ZM200 238H201V240L203 241V239H202V236L200 235ZM27 239H28V237H27ZM30 239V238H29ZM62 239V240H61ZM31 240V239H30ZM29 240V241H30ZM191 240L193 241V243L191 242ZM20 241H21V243H20ZM28 243V242H27ZM32 243V242H31ZM34 243V242H33ZM192 243V244H191ZM29 244V243H28ZM38 245V244H37ZM195 245V244H194ZM202 245L203 246H205L204 247V249L206 250V252H207V257H205V256H203L204 254H202V255H200L199 257H197V256H195V254H201V253H203L204 252V250H202L201 248H202ZM196 246H198V245H196ZM34 247V246H33ZM27 248V247H26ZM19 249H18V252H19ZM22 250V249H21ZM237 250V251H236ZM240 251V250H239ZM242 251V250H241ZM22 252V251H21ZM20 254V253H19ZM26 254V253H25ZM29 254V253H28ZM28 254L26 255V256H28ZM25 256V257H26ZM34 258H33V257ZM37 256V257H36ZM238 256H240V255H238ZM17 257V258H16ZM30 257H29V259H30ZM33 258V259H32ZM37 259V261H36V259ZM239 258H241L240 259V261H239ZM244 259H245V257H244ZM20 260V261H19ZM241 260H243V262L241 261ZM30 261V260H29ZM41 261L39 262V263H41ZM28 262V261H27ZM26 262V263H27ZM31 262H33V261H31ZM38 263V264H39ZM44 263V264H45ZM31 264V263H30ZM33 264V263H32ZM245 264V263H244Z\"/></svg>",
    "mask_w": 264,
    "mask_h": 264
},
{
    "label": "built area",
    "instance_id": "3",
    "mask_svg": "<svg viewBox=\"0 0 264 264\" xmlns=\"http://www.w3.org/2000/svg\"><path fill=\"white\" fill-rule=\"evenodd\" d=\"M167 25H168V29L165 32L176 31L177 33L178 32L181 33V32H184V29H185V22L182 19L175 20V21H168Z\"/></svg>",
    "mask_w": 264,
    "mask_h": 264
}]
</instances>
